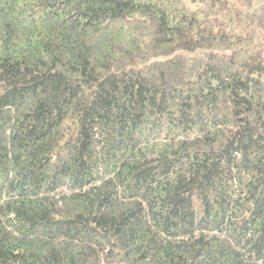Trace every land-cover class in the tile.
Masks as SVG:
<instances>
[{
	"label": "trees",
	"instance_id": "trees-1",
	"mask_svg": "<svg viewBox=\"0 0 264 264\" xmlns=\"http://www.w3.org/2000/svg\"><path fill=\"white\" fill-rule=\"evenodd\" d=\"M0 264H264V0H0Z\"/></svg>",
	"mask_w": 264,
	"mask_h": 264
}]
</instances>
